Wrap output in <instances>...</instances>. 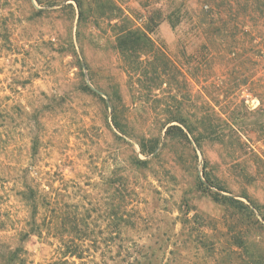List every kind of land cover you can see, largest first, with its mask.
<instances>
[{
  "label": "rangeland",
  "instance_id": "rangeland-1",
  "mask_svg": "<svg viewBox=\"0 0 264 264\" xmlns=\"http://www.w3.org/2000/svg\"><path fill=\"white\" fill-rule=\"evenodd\" d=\"M82 1L79 24L76 0H0V264L24 234L26 264H264V0H243L238 17L229 0L215 3L219 17L184 0L178 28L162 19L152 38L182 72L172 84L161 58L129 70L112 7L101 17L99 0ZM182 1L114 0L137 26ZM115 92L129 136L112 124ZM178 104L211 123L202 149L164 140ZM150 136L158 156L137 169L132 159H147L137 142Z\"/></svg>",
  "mask_w": 264,
  "mask_h": 264
},
{
  "label": "trees",
  "instance_id": "trees-1",
  "mask_svg": "<svg viewBox=\"0 0 264 264\" xmlns=\"http://www.w3.org/2000/svg\"><path fill=\"white\" fill-rule=\"evenodd\" d=\"M218 0H203L202 4L205 8L206 15L212 16L216 14L219 17L221 11L219 13L214 11L215 3ZM243 0H229L226 4L225 11H229L238 17L240 15L239 10L242 7ZM38 3L39 2L38 0ZM77 6L80 10L79 24L85 19V6L82 0H76ZM112 7V11L115 12L114 17L112 19H118L119 23L115 25V37H116V47L120 54L125 58L124 60L129 65V70L138 71L136 68L140 63L141 58L143 56H147L148 58H153L156 60L157 58H161L163 63L161 64V75L165 78V82H169L168 84H172L177 81L178 76H182V72L178 69V67L169 59V57L164 53L161 49H159L155 41L152 38L154 31L156 30L159 23L162 19L169 21L173 29L178 28L183 23L182 12H188L186 10V4L184 0L182 3L177 5L174 10H171L165 17L162 18V13L160 10H156V15L153 14L146 18L143 26H137L135 24L134 19L123 12V8L119 5L115 4L114 0H99L97 3V9L101 11V17H104L107 5ZM223 12L222 14H224ZM239 13V14H238ZM155 15V17H154ZM222 18V15H221ZM223 19V18H222ZM159 21V22H158ZM228 30L227 26L223 27L220 31ZM142 63V62H141ZM151 66H154L151 64ZM81 69V67H80ZM140 69V68H139ZM157 72L156 68L151 67V73L155 76ZM158 73V72H157ZM176 78V79H175ZM154 79H151L153 81ZM173 81V82H171ZM184 79L180 80V84L183 87L185 84ZM179 82V81H178ZM177 83V82H176ZM179 84V83H178ZM179 84V85H180ZM88 91L90 90L87 86H84ZM91 92V90L89 91ZM111 99L112 103V124L116 131L122 135L129 136L127 128L128 122L123 120L118 114V108L116 105L117 99H120V96H117L116 92L114 96L110 93L107 94ZM100 99L104 101V98L100 96ZM261 104L264 106V101L261 100ZM201 111L198 112H190L186 107H183L182 104H178L171 108L166 109V120L163 123V126L167 127L165 131L164 140L166 142H170L177 146L185 147L187 145H197L198 148H201L202 142L207 138L209 132L211 131V123L202 115H199ZM205 115V114H204ZM138 146L140 149V154L145 156L147 159L142 160L138 157L132 159L131 165L137 169H146L152 163V160L158 156V149L161 143V138L158 136H150L149 138L143 137L141 140H138ZM202 149V148H201ZM196 149L192 148V151ZM152 158H149V157ZM206 166V165H205ZM204 179L207 183L214 186L215 188L222 190L224 189L218 178L213 175L211 172H207L206 167L203 172ZM197 187L200 191L206 193L209 189L204 183L198 179ZM208 195L217 203L224 205L228 208H231L235 213L241 215L242 213L248 214L250 217L254 215V212H251L249 206L244 204L240 200H236L234 198H228L226 196H221L219 194H213V192H208ZM37 197L33 195V198H30L32 201V209H33V227L36 225V216L38 213V204ZM35 233V230L32 228L31 232ZM29 236V234H24L20 238L21 245L16 247L13 250L8 251L3 260V264H26V259L24 254L27 253L25 247L23 246V242ZM239 247H246V241L236 242ZM236 245V244H235ZM69 252H67L71 257H77L81 259L80 256L76 252H70V248H68ZM251 258V257H250ZM252 259V258H251ZM252 264H260L256 260H252Z\"/></svg>",
  "mask_w": 264,
  "mask_h": 264
}]
</instances>
